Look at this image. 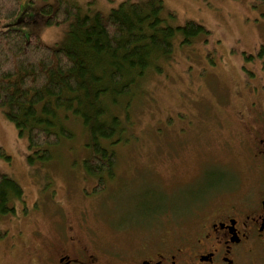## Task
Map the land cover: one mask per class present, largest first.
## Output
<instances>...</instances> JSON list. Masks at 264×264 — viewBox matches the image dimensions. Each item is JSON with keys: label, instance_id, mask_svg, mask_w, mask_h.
<instances>
[{"label": "rangeland", "instance_id": "rangeland-1", "mask_svg": "<svg viewBox=\"0 0 264 264\" xmlns=\"http://www.w3.org/2000/svg\"><path fill=\"white\" fill-rule=\"evenodd\" d=\"M68 1L93 15L142 0ZM162 1L165 11L175 15L168 18L172 25L194 21L210 36L190 46L179 45L178 36L173 55L147 73L129 116L121 113L127 128L115 147L116 178L103 192L84 198L85 189L96 183L85 179L91 150L80 121L69 124L73 138L49 148L50 158L41 160L0 108V173L23 190L16 213L0 219V264H44L46 255L61 249L58 222L77 225L83 211L84 222L100 238L129 240L144 231L133 225L149 226L157 211L169 208L181 214L193 207L200 199L203 162L233 165L237 172L244 168L235 133L250 117L251 103L256 98L264 103V95H259L264 93V60L257 58L264 45V0ZM59 2L20 0L18 15L2 29L20 30L51 48L69 47L75 21L48 25L44 13ZM238 114L246 117L240 121ZM219 120L225 125L223 133L217 128ZM228 141L235 142L236 158L226 149ZM170 217L182 222L171 214L154 230L170 226Z\"/></svg>", "mask_w": 264, "mask_h": 264}, {"label": "trees", "instance_id": "trees-1", "mask_svg": "<svg viewBox=\"0 0 264 264\" xmlns=\"http://www.w3.org/2000/svg\"><path fill=\"white\" fill-rule=\"evenodd\" d=\"M19 11L20 0H0V108L41 160L50 158L49 148L73 138L69 124L80 121L91 150L87 171L102 179L103 191L115 177V147L125 138L121 113L129 116L147 73L173 55L178 36L179 45L190 46L210 32L194 21L172 25L168 18L175 15L162 0L126 1L93 15L60 0L44 10L47 23L73 20L75 32L69 47L51 48L20 30L2 29ZM258 56L264 58V45ZM22 199L20 185L0 173V219L15 214Z\"/></svg>", "mask_w": 264, "mask_h": 264}, {"label": "flooded vegetation", "instance_id": "flooded-vegetation-1", "mask_svg": "<svg viewBox=\"0 0 264 264\" xmlns=\"http://www.w3.org/2000/svg\"><path fill=\"white\" fill-rule=\"evenodd\" d=\"M251 108L235 133L244 168L237 172L233 165L203 162L200 199L192 210H159L149 226L133 225L144 229L142 233L121 242L100 238L83 211L77 225L58 222L61 249L46 255L44 264H264V103L256 98ZM245 117L238 114L240 121ZM224 127L219 120L218 131L223 133ZM225 146L236 158L235 142ZM88 178L96 185L85 189L86 199L103 192L98 190L102 179ZM171 214L182 222L170 217V226L155 231L158 221Z\"/></svg>", "mask_w": 264, "mask_h": 264}]
</instances>
